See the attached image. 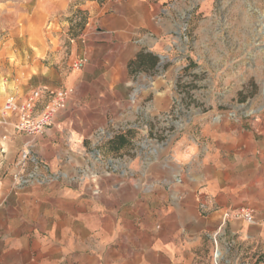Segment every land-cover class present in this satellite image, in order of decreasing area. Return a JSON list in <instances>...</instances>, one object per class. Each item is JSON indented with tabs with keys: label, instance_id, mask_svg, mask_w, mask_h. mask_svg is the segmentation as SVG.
Masks as SVG:
<instances>
[{
	"label": "crops",
	"instance_id": "obj_1",
	"mask_svg": "<svg viewBox=\"0 0 264 264\" xmlns=\"http://www.w3.org/2000/svg\"><path fill=\"white\" fill-rule=\"evenodd\" d=\"M81 7L94 19L88 63L69 71L39 62L33 82L71 88L66 107L39 136L16 130L15 117L0 121V264H213L216 232L223 257L233 241L238 264H264V114L205 121L199 135L189 126L158 141L169 106L161 66L151 86L137 88V103L124 100L123 58L111 62V31L127 34V13L111 0ZM97 52L103 59L94 73ZM137 54L140 46L126 59ZM94 75L103 91L85 86ZM6 94L22 95L0 86V98ZM105 127L109 141L96 148ZM120 134L127 142L116 148ZM26 142L35 177L16 185ZM241 208L254 209V223L229 218L220 227L225 211Z\"/></svg>",
	"mask_w": 264,
	"mask_h": 264
},
{
	"label": "rangeland",
	"instance_id": "obj_2",
	"mask_svg": "<svg viewBox=\"0 0 264 264\" xmlns=\"http://www.w3.org/2000/svg\"><path fill=\"white\" fill-rule=\"evenodd\" d=\"M89 1L105 4L109 0H0L4 93L24 95L36 88L39 62L70 71L75 56L85 55L89 61L94 19L81 7ZM111 7L127 13V34L118 39L111 31V62L123 58L125 83L118 90L126 93L124 100L137 103V88L151 86L150 51L157 52L161 61L157 66H161V87L169 94V106L161 114L166 125L157 135L171 132L158 141L166 134L177 136L189 126L199 135L205 121L264 114V0H111ZM135 46H140V56L126 59ZM92 59L98 62L96 73L103 58L97 52ZM85 86L103 91L105 85L94 75ZM101 129L96 148L109 141L103 136L111 128ZM212 244L215 250L213 239ZM234 247L230 241L221 264L240 262Z\"/></svg>",
	"mask_w": 264,
	"mask_h": 264
},
{
	"label": "built area",
	"instance_id": "obj_3",
	"mask_svg": "<svg viewBox=\"0 0 264 264\" xmlns=\"http://www.w3.org/2000/svg\"><path fill=\"white\" fill-rule=\"evenodd\" d=\"M85 55H77L71 62L73 69H80L87 63ZM72 89L66 87H36L24 95L6 94L0 105V121L10 122V117H15L13 126L16 130L25 133L29 137L39 136L53 124L55 116L66 107ZM2 136L0 140H5ZM5 148L0 143V153L4 154ZM29 164L37 165V159L32 153L31 145L24 143L18 151L15 165L17 172L12 174L16 185H23L30 182L35 176L33 169H28ZM98 194L97 189L93 190ZM229 218H235L247 223H254L255 211L251 208H241L234 211H225L222 216L220 227L225 226ZM217 233L213 235L215 250L213 253L214 264H221L224 259L223 254L217 247ZM232 243V242H231ZM230 243V245H231ZM238 257H236V260ZM244 264H251L244 262Z\"/></svg>",
	"mask_w": 264,
	"mask_h": 264
},
{
	"label": "trees",
	"instance_id": "obj_4",
	"mask_svg": "<svg viewBox=\"0 0 264 264\" xmlns=\"http://www.w3.org/2000/svg\"><path fill=\"white\" fill-rule=\"evenodd\" d=\"M138 56H140V55H138ZM147 57H148V61H147L148 66L150 68H153L158 61V57L154 54H148ZM126 142H127V140L123 134L117 135L114 139V143L116 144V148L122 147Z\"/></svg>",
	"mask_w": 264,
	"mask_h": 264
},
{
	"label": "water",
	"instance_id": "obj_5",
	"mask_svg": "<svg viewBox=\"0 0 264 264\" xmlns=\"http://www.w3.org/2000/svg\"><path fill=\"white\" fill-rule=\"evenodd\" d=\"M159 57L162 58L161 56H159ZM160 63H161V61L158 62V64H160Z\"/></svg>",
	"mask_w": 264,
	"mask_h": 264
}]
</instances>
